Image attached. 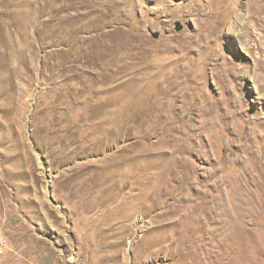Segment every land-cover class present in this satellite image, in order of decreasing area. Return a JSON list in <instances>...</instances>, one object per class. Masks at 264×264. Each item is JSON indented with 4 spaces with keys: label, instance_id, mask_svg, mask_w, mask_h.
I'll return each instance as SVG.
<instances>
[{
    "label": "rangeland",
    "instance_id": "rangeland-1",
    "mask_svg": "<svg viewBox=\"0 0 264 264\" xmlns=\"http://www.w3.org/2000/svg\"><path fill=\"white\" fill-rule=\"evenodd\" d=\"M0 264H264V0H0Z\"/></svg>",
    "mask_w": 264,
    "mask_h": 264
},
{
    "label": "built area",
    "instance_id": "built-area-1",
    "mask_svg": "<svg viewBox=\"0 0 264 264\" xmlns=\"http://www.w3.org/2000/svg\"><path fill=\"white\" fill-rule=\"evenodd\" d=\"M7 241L0 236V252L3 251V249H5L7 247Z\"/></svg>",
    "mask_w": 264,
    "mask_h": 264
}]
</instances>
